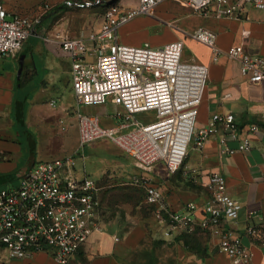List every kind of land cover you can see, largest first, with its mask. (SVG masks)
Segmentation results:
<instances>
[{"label": "built area", "instance_id": "obj_1", "mask_svg": "<svg viewBox=\"0 0 264 264\" xmlns=\"http://www.w3.org/2000/svg\"><path fill=\"white\" fill-rule=\"evenodd\" d=\"M166 0H138L128 7L108 3L97 31L71 36L57 33L49 41L59 44L71 61L72 89L76 101L75 116L79 129V144L106 138L128 155L143 175L131 182L144 191L145 201L154 206L161 222L169 221L173 229L193 233L197 229L210 231L219 237V250L231 264H253L252 248L243 244L242 236L226 223H235L242 210L227 188L224 175L209 174L205 187L211 199L199 208L188 203L183 212H172L163 204V191L147 174L162 164L168 174L182 166L190 145L203 149L207 141L220 135L224 151L229 139L238 140V150L251 149L249 133L239 131L233 113H215L206 126L198 127V109L208 85L206 65L183 58L184 42L173 41L162 46L144 43L139 46L119 42L120 28L140 16H154L157 7ZM190 8L202 17L243 20L249 8L264 10V0H172ZM0 0V58L18 54L32 34L39 19L22 15L10 18ZM213 50L214 60L225 55L239 65L240 73L251 83L264 80V58L248 53L242 45L226 51L217 47V35L200 28L189 35ZM112 102L124 112L117 128H105L97 116L86 114L82 107ZM149 121L140 120V115ZM75 157L38 161L17 186L0 190V256L23 260L46 252L58 264H69L89 238L101 229L103 206L99 185L85 172L79 178L75 172ZM201 218L194 219L196 211ZM248 212V219L255 216ZM171 230L165 231L170 237ZM245 235L264 244V226L249 224Z\"/></svg>", "mask_w": 264, "mask_h": 264}, {"label": "crops", "instance_id": "obj_2", "mask_svg": "<svg viewBox=\"0 0 264 264\" xmlns=\"http://www.w3.org/2000/svg\"><path fill=\"white\" fill-rule=\"evenodd\" d=\"M137 2L138 0H120L118 4L132 7ZM2 3L10 17L26 12L24 5L16 4L13 0H2ZM194 14L190 8L180 7L174 1L166 0L157 7L155 15L150 16L153 18L146 20L145 16H140L120 28L119 42L131 46L149 43L158 47L182 40L184 60L206 65L209 70L208 85L198 109V127L206 126L215 113H233L240 139L250 132L251 126L256 125L258 130L249 133L252 146L247 152L238 150L239 139H229L227 146L232 152L224 151L220 135H217L210 138L203 149L190 145L182 166L175 173L165 175L163 171L166 170L159 164L147 175L154 176L153 181L163 191V204L172 212H183L188 203H194L198 209L203 207L211 199V194L205 187L209 174L218 172L224 175L228 193L242 205L238 220L235 223L227 222L226 226L241 234L243 244L252 248L253 264H264V244L245 235V229L249 224L264 226V80L260 83H251L241 75L236 62L229 60L225 55L214 60L210 46L189 36L197 29L206 28L217 35V47L221 51L242 45L248 53L264 58V10L249 8L243 20L216 19ZM102 20L103 14L96 21L95 18H89L86 24L88 32L99 30ZM160 24H167L174 30L176 38L168 41L158 40L157 28L162 26ZM36 29L32 34H37ZM154 29H157V35H152ZM44 31L45 49L37 54L38 59L32 50L28 52V48L24 47L30 37L24 42L18 54L0 58V190L17 186L19 180L32 169L36 161L43 158L38 151L39 134L51 133L50 142L64 144V138L60 136L59 130L51 132L46 128L49 123L59 127L65 119L71 118L72 125L78 127L75 116L76 101L61 102L60 110H53V117L44 115L41 109L45 99L50 107L56 108L58 101L62 99L61 94L64 95L58 87V82L61 83L64 79L66 82L70 81V96L75 99L71 61L57 42L48 39L57 33L77 36L76 31L66 21L54 30L46 32L45 28ZM21 57L24 70L18 79ZM40 75L41 80L38 81ZM33 84L35 87L31 98L28 99L24 95L18 100L20 89L25 91ZM50 91L56 92L51 95ZM29 100L34 103V107L24 112L23 103ZM82 111L97 116L105 128H117L122 119L116 114L124 112V109L108 102L104 105L82 107ZM141 118L143 120V117H139L140 120ZM64 129L62 126L61 130ZM22 138L27 140V147L31 152L30 164L17 171L15 161L17 157H22L24 150ZM126 156L130 161L128 163L120 161V166L124 168L134 166L132 159ZM101 164L102 166L96 170L98 178L95 180L98 185L101 177L109 169L106 162L102 161ZM136 169V173L133 172L132 175L144 174ZM74 174L77 176L76 171ZM249 211L256 213L250 220ZM201 215V211L198 210L193 217L197 220ZM109 216L108 212L106 218L103 211L101 229L89 238L71 258L69 264H231L229 257L219 250V237L210 231L197 229L193 233H188L182 229H173L169 221L163 223L155 214V226L152 229L145 221L129 228L121 219ZM166 230H171L170 237L165 236ZM11 261H14V264H58L46 252L36 253L23 260ZM0 264L5 263L0 259Z\"/></svg>", "mask_w": 264, "mask_h": 264}, {"label": "rangeland", "instance_id": "obj_3", "mask_svg": "<svg viewBox=\"0 0 264 264\" xmlns=\"http://www.w3.org/2000/svg\"><path fill=\"white\" fill-rule=\"evenodd\" d=\"M16 4L24 5L25 13L22 16L28 17L30 19H39L37 27V34H31L29 40L25 43V48H28V52L31 50L37 55L42 52L45 48L44 29L46 32L49 30H54L60 26L63 22H67L76 31L77 35L81 33L88 32L87 20L89 18L95 21L100 19L105 8L108 6L110 0H13ZM113 3H119L120 0H113ZM127 1V0H125ZM178 6L182 7L181 4L174 2ZM62 5H66L65 8H58ZM197 16L196 14H194ZM148 20L150 16H145ZM10 18V17H8ZM161 27L158 29V40L168 41L176 38V32L172 30L167 24H160ZM40 26V27H39ZM94 28V27H93ZM152 31V35H157L156 30ZM181 32V31H180ZM43 33V34H42ZM196 40V39H195ZM198 41V40H196ZM30 48V49H29ZM38 59V55H37ZM42 75V74H41ZM41 75L38 81L41 80ZM37 82V81H36ZM70 81L66 82L62 80L61 83L58 82V87H60L61 101H58L56 108H52L45 102L41 106L42 113L44 115L52 116V112L59 111L62 103L71 100L75 103L73 96H70ZM35 85L30 86L25 89V91L20 89L18 100L22 96L26 95L31 98V93ZM66 88V90H65ZM52 93L51 95L55 94ZM24 112L31 107H34V103L29 101H24ZM76 107V106H74ZM54 110V111H53ZM147 115H140L143 120L149 121ZM53 117V116H52ZM57 120V117H56ZM142 120V118H141ZM53 121V119H52ZM73 121L71 118L64 120L63 124L50 125L48 127L50 131L56 132L59 130L60 136L64 138V144L59 145L58 143L50 142L51 133L49 135L39 134V147L38 151L43 156V158L38 159V161H48L56 158L63 157H75V171L77 172V177L81 178L84 176V171L92 179H97L98 174L96 173L97 168L102 166V161L108 164L109 169L107 173L104 174L99 182V198L103 205L104 215L107 218L108 212L112 218H119L123 223H127V227H133L139 222H146L148 227L152 229L155 226V217L153 214V207L145 202V195L143 191L136 186L131 179L135 175L141 174H131L135 172V167L131 165L128 167H121L120 161H125L128 163L130 160L127 158L126 154L113 142H110L106 138L98 139L93 142L87 143L84 147L79 144L78 137V127L77 125H72ZM64 126L65 129L62 131L61 127ZM23 141V154L22 157L16 158V165L18 170L28 166L30 164V149L27 147V140L22 138ZM85 157L84 159L82 158ZM102 160V161H101ZM36 161V162H38ZM128 170V171H127ZM137 170V169H136ZM136 173V172H135ZM138 173V172H137ZM165 175L168 174L167 171H163ZM152 181L154 176L151 177ZM16 182V181H14ZM13 182V183H14ZM154 182V181H153ZM156 184V182H154ZM11 185V184H9ZM109 216V217H110ZM1 261L5 264H14L7 254L0 256Z\"/></svg>", "mask_w": 264, "mask_h": 264}, {"label": "water", "instance_id": "obj_4", "mask_svg": "<svg viewBox=\"0 0 264 264\" xmlns=\"http://www.w3.org/2000/svg\"><path fill=\"white\" fill-rule=\"evenodd\" d=\"M35 32V29H33L32 33ZM19 70H18V79L21 78L22 74H23V70H24V63H23V57H21L20 61H19Z\"/></svg>", "mask_w": 264, "mask_h": 264}, {"label": "trees", "instance_id": "obj_5", "mask_svg": "<svg viewBox=\"0 0 264 264\" xmlns=\"http://www.w3.org/2000/svg\"><path fill=\"white\" fill-rule=\"evenodd\" d=\"M65 6H66V5H62V6L58 7V8H59V9H60V8H65ZM35 29H36V26H35ZM141 190H142V189H141ZM142 191H143V190H142ZM143 193H144V191H143ZM145 202H146V201H145ZM146 203H147V202H146ZM147 204H148V203H147ZM102 206H103V205H102ZM151 207H153V210L155 209L154 206H151Z\"/></svg>", "mask_w": 264, "mask_h": 264}]
</instances>
